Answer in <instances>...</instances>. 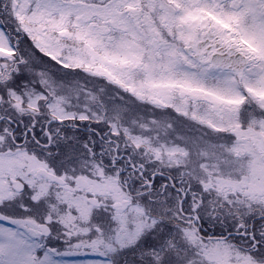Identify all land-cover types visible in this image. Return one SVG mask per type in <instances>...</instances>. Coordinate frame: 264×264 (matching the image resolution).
Returning a JSON list of instances; mask_svg holds the SVG:
<instances>
[{
  "label": "snow or ice",
  "instance_id": "6c2138e0",
  "mask_svg": "<svg viewBox=\"0 0 264 264\" xmlns=\"http://www.w3.org/2000/svg\"><path fill=\"white\" fill-rule=\"evenodd\" d=\"M0 264H264V0H0Z\"/></svg>",
  "mask_w": 264,
  "mask_h": 264
}]
</instances>
